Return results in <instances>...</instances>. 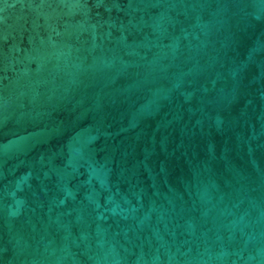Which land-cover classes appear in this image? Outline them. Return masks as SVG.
I'll return each instance as SVG.
<instances>
[{"label": "water", "instance_id": "1", "mask_svg": "<svg viewBox=\"0 0 264 264\" xmlns=\"http://www.w3.org/2000/svg\"><path fill=\"white\" fill-rule=\"evenodd\" d=\"M0 264H264V0H0Z\"/></svg>", "mask_w": 264, "mask_h": 264}]
</instances>
